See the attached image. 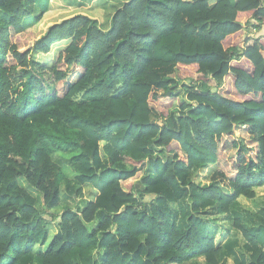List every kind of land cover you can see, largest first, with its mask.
<instances>
[{
    "label": "trees",
    "instance_id": "obj_1",
    "mask_svg": "<svg viewBox=\"0 0 264 264\" xmlns=\"http://www.w3.org/2000/svg\"><path fill=\"white\" fill-rule=\"evenodd\" d=\"M213 1L127 0L105 30L101 1L0 0V264H228L211 209L264 264L237 204L264 187V0Z\"/></svg>",
    "mask_w": 264,
    "mask_h": 264
},
{
    "label": "rangeland",
    "instance_id": "obj_2",
    "mask_svg": "<svg viewBox=\"0 0 264 264\" xmlns=\"http://www.w3.org/2000/svg\"><path fill=\"white\" fill-rule=\"evenodd\" d=\"M127 0H102V7L101 9H96L98 13H101L98 17L100 20L103 21L104 24H106L107 19L114 13L113 11L120 8ZM54 8L51 12L52 17H56L53 19L54 21H59L60 19H63L68 16H72L76 13L86 12L90 10L89 8L96 5V1L93 0H64L62 3L65 5L66 12L63 14L56 15L55 12L59 13L60 10H57V4L61 5V2L59 0H52ZM88 2V4H86ZM91 2V3H90ZM65 3V4H64ZM55 10V11H54ZM104 10L106 13H104ZM103 14V15H102ZM0 15L8 19L2 12H0ZM39 15V12L36 11L35 17ZM106 16V17H105ZM105 17V20H104ZM35 22V18L31 17L25 21V26H32ZM111 23V22H110ZM102 25V28H107L106 25ZM41 32V31H40ZM258 34H264V28L261 29V31ZM70 159L71 156L69 154H58L55 156V161L63 168L66 178V182L70 184L71 188L73 186H76V179L75 176L77 173L70 165ZM215 172V168L211 167L205 173H202L197 179L200 182L208 183L211 180V177L213 173ZM77 187V186H76ZM96 191H94L91 187H83V195L85 200H93ZM78 199V198H77ZM76 198L67 199L64 191L62 190V200L63 204L65 206H72L76 207L80 201V199L77 200ZM239 204V211L246 217L245 219V227L246 228H255L257 227L256 224L259 223L258 220H250V217L247 216L248 214H251L254 216L255 214H259L262 210H264V187L257 189V198L255 201L247 200L244 198H241L238 203ZM170 216L171 219L176 221L178 220L180 223L182 221L181 214L179 210V206L176 204H172L169 207ZM58 214L61 213V210L57 211ZM204 217L209 220L211 225V234L215 237L217 244L222 247V260L223 262H227L228 264H238L237 261H243L242 257V251L241 248L244 246V240L241 238V236L235 231L234 229V219L232 218H226L225 216L221 214H217L213 209L207 210L204 213ZM233 218H236L235 215H233ZM52 228L56 229L57 224H53ZM54 236L51 234L48 242L46 244V247L51 243Z\"/></svg>",
    "mask_w": 264,
    "mask_h": 264
},
{
    "label": "crops",
    "instance_id": "obj_3",
    "mask_svg": "<svg viewBox=\"0 0 264 264\" xmlns=\"http://www.w3.org/2000/svg\"><path fill=\"white\" fill-rule=\"evenodd\" d=\"M94 2L95 1H101V3H102V0H93ZM232 1H234V0H232ZM217 2V0H215V1H213L212 2V5H214L215 3ZM91 3V2H90ZM86 4H88V2L86 3ZM89 5V4H88ZM103 5V4H102ZM106 13V12H105ZM106 17V16H105ZM105 17H104V20H105ZM108 21H106V26H107V28L105 29V30H109V28H110V20H111V18L109 17L108 19H107ZM101 21V24L103 25V21L102 20H100ZM264 28V27H263Z\"/></svg>",
    "mask_w": 264,
    "mask_h": 264
},
{
    "label": "water",
    "instance_id": "obj_4",
    "mask_svg": "<svg viewBox=\"0 0 264 264\" xmlns=\"http://www.w3.org/2000/svg\"><path fill=\"white\" fill-rule=\"evenodd\" d=\"M172 93H173L172 91L169 92V94H172Z\"/></svg>",
    "mask_w": 264,
    "mask_h": 264
}]
</instances>
